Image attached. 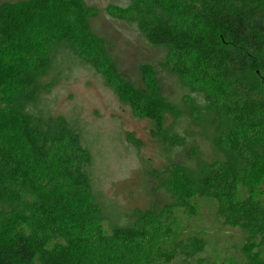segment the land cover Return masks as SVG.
I'll return each instance as SVG.
<instances>
[{"label": "trees", "instance_id": "1", "mask_svg": "<svg viewBox=\"0 0 264 264\" xmlns=\"http://www.w3.org/2000/svg\"><path fill=\"white\" fill-rule=\"evenodd\" d=\"M129 2L106 16L132 30L116 31L140 47L132 71L94 31L87 0L0 4V264L188 259L192 245L148 260L132 251L193 212V195L248 237L247 252L264 246V0ZM77 69L148 123L162 164L146 166L144 208L106 198L86 124L54 111L53 90Z\"/></svg>", "mask_w": 264, "mask_h": 264}, {"label": "rangeland", "instance_id": "2", "mask_svg": "<svg viewBox=\"0 0 264 264\" xmlns=\"http://www.w3.org/2000/svg\"><path fill=\"white\" fill-rule=\"evenodd\" d=\"M6 1L18 0H0V4ZM87 3L99 12L93 22L94 31L103 33L113 42L114 52L125 68L132 71L137 61H142L140 47L127 43L116 32L132 30L117 27L112 18L106 16L107 10L116 13L121 8H128L129 0H87ZM0 74L3 73L0 71ZM68 76L53 90L51 100L54 111L58 115L79 117L86 124L94 143L97 176L104 195L129 210L146 207L149 202L146 166L150 163L153 168H159L162 164L148 123L122 105L112 89L92 72L77 69ZM175 98H179L178 92ZM133 138L141 142L139 152L130 147L129 142ZM189 200L193 212H175L163 221L160 229L148 231L147 239L151 246L140 241L132 254L148 260V257L157 258L172 252L176 245L186 248L192 245L194 251L191 257L178 258L171 264H252L264 260V246L256 245L247 252L248 237L237 229L225 226L217 217L214 203L194 195ZM105 230L109 233L107 225Z\"/></svg>", "mask_w": 264, "mask_h": 264}]
</instances>
